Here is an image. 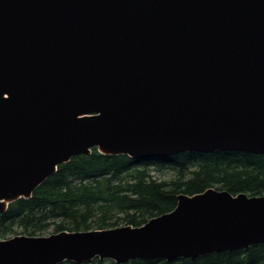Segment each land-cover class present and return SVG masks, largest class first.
I'll return each instance as SVG.
<instances>
[{"label": "water", "instance_id": "water-1", "mask_svg": "<svg viewBox=\"0 0 264 264\" xmlns=\"http://www.w3.org/2000/svg\"><path fill=\"white\" fill-rule=\"evenodd\" d=\"M264 155V0H0V213L72 157ZM264 243V195H178L140 227L0 239V264Z\"/></svg>", "mask_w": 264, "mask_h": 264}, {"label": "trees", "instance_id": "trees-1", "mask_svg": "<svg viewBox=\"0 0 264 264\" xmlns=\"http://www.w3.org/2000/svg\"><path fill=\"white\" fill-rule=\"evenodd\" d=\"M207 189L224 190L233 196L264 195V155L190 152L138 160L103 155L93 148L89 155H78L59 165L29 199L10 203L0 213V239L140 227L172 211L178 195L191 196ZM82 264L116 263L95 258ZM122 264H264V243L196 260H134Z\"/></svg>", "mask_w": 264, "mask_h": 264}, {"label": "rangeland", "instance_id": "rangeland-1", "mask_svg": "<svg viewBox=\"0 0 264 264\" xmlns=\"http://www.w3.org/2000/svg\"><path fill=\"white\" fill-rule=\"evenodd\" d=\"M18 232H19V231H18ZM50 232H51V231H48V233H50ZM11 237H13V236H12V235H9V236H8V238H11Z\"/></svg>", "mask_w": 264, "mask_h": 264}]
</instances>
